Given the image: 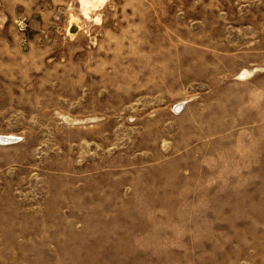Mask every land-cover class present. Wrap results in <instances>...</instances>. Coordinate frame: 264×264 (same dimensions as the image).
<instances>
[{
  "label": "rangeland",
  "instance_id": "obj_1",
  "mask_svg": "<svg viewBox=\"0 0 264 264\" xmlns=\"http://www.w3.org/2000/svg\"><path fill=\"white\" fill-rule=\"evenodd\" d=\"M81 2L0 0V264H264V0Z\"/></svg>",
  "mask_w": 264,
  "mask_h": 264
},
{
  "label": "bare ground",
  "instance_id": "obj_2",
  "mask_svg": "<svg viewBox=\"0 0 264 264\" xmlns=\"http://www.w3.org/2000/svg\"><path fill=\"white\" fill-rule=\"evenodd\" d=\"M94 0H82L81 3H84L86 5V7H89L92 5ZM249 71L248 70H244L241 74V78H244L246 76H248ZM251 74V73H250ZM244 80V79H243ZM180 106V105H179ZM177 109V108H176ZM14 138H17V136L15 134L12 133H8V134H0V144L1 145H7L12 143L14 140ZM18 139V138H17Z\"/></svg>",
  "mask_w": 264,
  "mask_h": 264
},
{
  "label": "water",
  "instance_id": "obj_3",
  "mask_svg": "<svg viewBox=\"0 0 264 264\" xmlns=\"http://www.w3.org/2000/svg\"><path fill=\"white\" fill-rule=\"evenodd\" d=\"M13 140H14L13 142H15V141H17L18 139H17V138H14Z\"/></svg>",
  "mask_w": 264,
  "mask_h": 264
},
{
  "label": "crops",
  "instance_id": "obj_4",
  "mask_svg": "<svg viewBox=\"0 0 264 264\" xmlns=\"http://www.w3.org/2000/svg\"><path fill=\"white\" fill-rule=\"evenodd\" d=\"M237 79H242V78H239V75H238V78Z\"/></svg>",
  "mask_w": 264,
  "mask_h": 264
}]
</instances>
